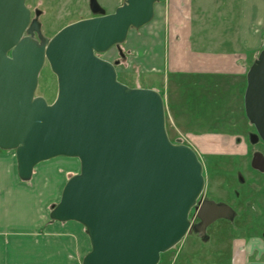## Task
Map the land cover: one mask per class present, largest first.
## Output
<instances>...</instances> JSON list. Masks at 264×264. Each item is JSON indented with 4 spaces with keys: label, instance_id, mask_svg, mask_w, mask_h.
Wrapping results in <instances>:
<instances>
[{
    "label": "water",
    "instance_id": "1",
    "mask_svg": "<svg viewBox=\"0 0 264 264\" xmlns=\"http://www.w3.org/2000/svg\"><path fill=\"white\" fill-rule=\"evenodd\" d=\"M158 1L125 0L106 13L90 0L96 16L47 38L39 10L33 18L26 0H0V148L15 150L23 180L43 161L80 160L50 217L84 225L91 250L82 264H159L191 229L190 212L205 188L195 149L169 137L164 96L123 83L119 61L100 56L149 23ZM47 62L58 81L52 103L36 94ZM244 105L256 129L251 142H264V49L248 71ZM252 165L264 172L263 153ZM234 214L227 203L205 200L196 229L205 236Z\"/></svg>",
    "mask_w": 264,
    "mask_h": 264
},
{
    "label": "crops",
    "instance_id": "2",
    "mask_svg": "<svg viewBox=\"0 0 264 264\" xmlns=\"http://www.w3.org/2000/svg\"><path fill=\"white\" fill-rule=\"evenodd\" d=\"M193 1L160 0V12L158 1L154 18L140 32L131 29L126 46L137 52L148 74L154 70L158 79L147 87L164 96L174 130L194 142L218 133L209 142L219 146L226 141L222 133L233 142L250 125L242 90L249 54L264 49V0H239L238 37L225 49L212 48L211 34L195 28ZM51 160L39 163L32 178L23 180L15 150L0 149V264H82L90 251L84 225L50 217L68 174ZM257 240L248 241L232 264H264L258 260L264 239Z\"/></svg>",
    "mask_w": 264,
    "mask_h": 264
},
{
    "label": "rangeland",
    "instance_id": "3",
    "mask_svg": "<svg viewBox=\"0 0 264 264\" xmlns=\"http://www.w3.org/2000/svg\"><path fill=\"white\" fill-rule=\"evenodd\" d=\"M98 1L106 13L114 12L125 2ZM238 2L239 0H205L201 4L200 0L193 1L195 28L198 31L204 29L208 37V33L211 34L212 48L230 47L231 41L238 37ZM26 3L32 9L33 18L36 17V11L41 12L38 20L41 23L42 35L47 38H52L70 23L97 15L91 11L90 0H26ZM157 5L160 12L161 2ZM140 31L141 28H132L131 33ZM35 37L39 38L37 32ZM259 53L249 54L250 68ZM136 55L138 56L136 51L127 48L126 40L100 54L114 63L119 61L116 67L120 81L132 87H147L158 78L150 68L148 74V70L143 68ZM57 93V76L47 62L41 71L36 94L44 96L52 103ZM242 93L244 96V89ZM243 108L245 109L244 104ZM167 131L174 143H185L195 149L204 165L206 184L197 205L190 212L191 229L181 242L162 254L159 264H232L233 259L236 262L239 252L247 248L248 241L250 243L264 238V172L252 165L256 153L261 152L264 155V142H251L250 132L256 133L251 122L233 142L228 140L226 133H222L221 139L226 141L219 146L209 142V139H213L218 133H207L211 134L209 138L206 137L208 141L205 139L194 142L192 136L176 132L168 120ZM51 163H55L58 169L67 171V180L80 172L78 158L59 156L52 158ZM60 197L61 195L58 201ZM208 199L231 205L235 214L230 219L216 220L207 228L206 235L202 236L195 228L200 223L197 211L200 203ZM238 244L240 246L237 247ZM258 260L264 263V254H260Z\"/></svg>",
    "mask_w": 264,
    "mask_h": 264
},
{
    "label": "flooded vegetation",
    "instance_id": "4",
    "mask_svg": "<svg viewBox=\"0 0 264 264\" xmlns=\"http://www.w3.org/2000/svg\"><path fill=\"white\" fill-rule=\"evenodd\" d=\"M251 133H253V132H250V134H251ZM250 139H251V138H250ZM260 140H261V139H260ZM258 142H259V141H258ZM258 142H257V143H258ZM255 169H256V168H255ZM257 170H258V169H257ZM259 171H260V170H259ZM261 172H262V171H261ZM204 201H205V200H203L202 202H204ZM202 202L200 203V205L202 204ZM218 203H219V202H218ZM223 203H224V202H223ZM200 222H201V219H200ZM209 226H210V225H209ZM209 226H208V227H209ZM208 227H207V228H208ZM195 228H196V226H195ZM196 230H197V229H196ZM263 239H264V238H263Z\"/></svg>",
    "mask_w": 264,
    "mask_h": 264
},
{
    "label": "trees",
    "instance_id": "5",
    "mask_svg": "<svg viewBox=\"0 0 264 264\" xmlns=\"http://www.w3.org/2000/svg\"><path fill=\"white\" fill-rule=\"evenodd\" d=\"M1 149V148H0ZM52 219V218H51ZM52 220H54V219H52ZM86 229V228H85Z\"/></svg>",
    "mask_w": 264,
    "mask_h": 264
},
{
    "label": "bare ground",
    "instance_id": "6",
    "mask_svg": "<svg viewBox=\"0 0 264 264\" xmlns=\"http://www.w3.org/2000/svg\"><path fill=\"white\" fill-rule=\"evenodd\" d=\"M35 169V168H34Z\"/></svg>",
    "mask_w": 264,
    "mask_h": 264
}]
</instances>
